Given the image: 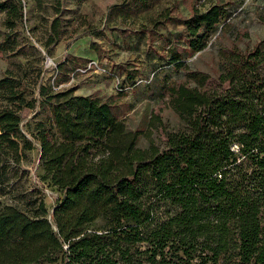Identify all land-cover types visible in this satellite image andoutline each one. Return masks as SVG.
<instances>
[{
  "label": "trees",
  "instance_id": "16d2710c",
  "mask_svg": "<svg viewBox=\"0 0 264 264\" xmlns=\"http://www.w3.org/2000/svg\"><path fill=\"white\" fill-rule=\"evenodd\" d=\"M153 2L131 1L137 11ZM0 13V49L38 55L29 43L12 49L22 1H0ZM227 17L222 5L191 8L175 40L198 53ZM57 24L51 22L47 46L58 38ZM90 49L96 52L93 42ZM64 65H56L58 74ZM12 66L0 78V173H17L36 151L38 174L21 204L0 200V264H264L260 44L221 57L218 82L227 84L221 91L166 86L162 94L188 128L166 133L161 149L137 146L144 133L126 128L112 99L75 96L74 87L55 91L57 83H42L40 68ZM138 80H121L117 93ZM37 107L48 113L35 121ZM26 110L35 113L24 123ZM40 186L59 192L51 210Z\"/></svg>",
  "mask_w": 264,
  "mask_h": 264
},
{
  "label": "rangeland",
  "instance_id": "374dc122",
  "mask_svg": "<svg viewBox=\"0 0 264 264\" xmlns=\"http://www.w3.org/2000/svg\"><path fill=\"white\" fill-rule=\"evenodd\" d=\"M21 1L22 24L13 38L12 49L25 43L27 49L29 43L36 48L38 55L12 54L10 48L0 49V78L7 69L14 68L13 62H22L41 69L43 84H66L72 71L83 69L86 63L79 60L82 58L64 54V51L82 35L90 36L99 67L123 75L124 83H130L136 77L151 80L125 93L111 94V77L90 70L75 75L73 82L58 91L74 87L82 89L84 94H96L102 100L112 99L114 115L125 123L126 128L144 133L138 139L139 148H147L153 143L161 149L166 133L174 134L188 128L187 121L174 113L167 96L162 94L166 86L187 83L209 92L221 91L227 84L218 82L219 65L227 50L247 52L256 44L264 50V0H154L144 11H137L132 0ZM217 4L225 7L228 17L204 50L191 53L183 40H175L183 29V20L189 17L191 8L204 11ZM165 12L169 14L168 19L163 16ZM2 17L0 13V40L5 30ZM54 19L58 22V38L47 46ZM47 61L55 67L65 63L58 76H51V70L46 68ZM37 111L40 115L35 121L48 113L46 109L40 112L38 107ZM35 112L24 111V123ZM37 165V153L32 151L17 173H0V200L21 204L29 198L37 186L32 178ZM40 187L45 192V206L51 210L60 198L59 192L48 186L47 190Z\"/></svg>",
  "mask_w": 264,
  "mask_h": 264
},
{
  "label": "built area",
  "instance_id": "2783aa9c",
  "mask_svg": "<svg viewBox=\"0 0 264 264\" xmlns=\"http://www.w3.org/2000/svg\"><path fill=\"white\" fill-rule=\"evenodd\" d=\"M46 68H49L51 70V76H53V78L55 76H58V71L55 67V65L53 63H50L49 61H47V65H46ZM90 70H93V72H96L97 74H103L105 76H108V77H111L114 82H115V85H114V89L116 92L118 91H122V89L120 88V86L122 85V78L118 77V76H115L112 74V72L110 70H107L105 68H101L98 66L97 62L96 61H93V60H90L86 66L81 69H75L70 75H69V81L66 83V84H59L57 85L56 87H54V90L55 91H58L60 87L62 86H65V85H69L70 82H73L74 81V78H75V75L77 74H85L87 72H89ZM150 81V79H148L147 81H143V80H138V82L136 83V85H139L141 83H148ZM130 87H124L123 90L127 91L129 90Z\"/></svg>",
  "mask_w": 264,
  "mask_h": 264
},
{
  "label": "crops",
  "instance_id": "0c3cea01",
  "mask_svg": "<svg viewBox=\"0 0 264 264\" xmlns=\"http://www.w3.org/2000/svg\"><path fill=\"white\" fill-rule=\"evenodd\" d=\"M90 43V36L84 34L79 40L75 41L73 44H70V48H68V50H65L64 54L76 56L82 59L97 61L96 53L90 49ZM111 79H109L110 81H112V85L110 84L109 92H112L111 94H117L113 86V79ZM149 79L151 80V78ZM74 95L85 97L90 94H84L82 93V89L76 88L74 91Z\"/></svg>",
  "mask_w": 264,
  "mask_h": 264
}]
</instances>
